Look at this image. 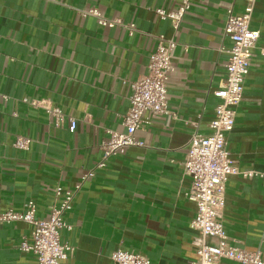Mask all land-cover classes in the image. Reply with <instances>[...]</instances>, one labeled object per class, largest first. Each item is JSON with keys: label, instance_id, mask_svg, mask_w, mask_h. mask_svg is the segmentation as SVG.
I'll return each mask as SVG.
<instances>
[{"label": "crops", "instance_id": "crops-1", "mask_svg": "<svg viewBox=\"0 0 264 264\" xmlns=\"http://www.w3.org/2000/svg\"><path fill=\"white\" fill-rule=\"evenodd\" d=\"M181 3L0 0V213L22 212L33 200L37 218L47 219L56 189H73L96 169L110 132H126L131 84L147 74L157 37L176 42L168 101L177 119L153 118L136 134L144 147L111 158L82 185L64 216L72 230L62 231V242L75 252L63 264H114L117 250L143 254L151 264L197 259L191 227L197 208L186 197L192 180L183 163L194 131L212 133L220 102L214 91L227 77L233 47L225 36L227 11L242 15L247 0H192L175 31L156 11H176ZM92 8L135 25L136 32L130 36L124 27L82 16ZM250 27L261 37L228 138L239 173L228 177L221 221L233 246L264 256V0L256 2ZM50 108L75 118V132L68 125L55 128ZM19 136L32 140L30 150L14 147ZM249 171L259 176L244 178ZM32 231L25 222L0 226V264H36L19 249Z\"/></svg>", "mask_w": 264, "mask_h": 264}, {"label": "built area", "instance_id": "built-area-1", "mask_svg": "<svg viewBox=\"0 0 264 264\" xmlns=\"http://www.w3.org/2000/svg\"><path fill=\"white\" fill-rule=\"evenodd\" d=\"M257 1L247 0L242 15H236L232 8L227 11L225 36L233 42V47L229 51L230 58L226 65L227 77L219 89L214 91L220 102L210 125L212 133L204 136L194 131L183 163L186 175L192 180L186 197L197 208L196 217L191 224L196 233L193 246L197 259L191 264H221L224 260L235 264H264L261 252H251L233 246L221 221L226 206L228 177L239 173L235 162L230 158L228 138L236 125L237 109L243 100L245 81L251 71L253 51L261 37L259 31L250 27ZM191 7L192 0H182L176 11L159 9L156 13L161 20L169 21L172 28L178 31ZM82 16L94 17L103 27H124L130 36L136 32L135 25L105 18L96 8L83 12ZM157 42V48L150 56L147 74L131 84V106L123 122L126 132H110V138L102 141L100 145L102 156L96 169L85 173L80 183L73 189L64 190L62 187L56 189V204L47 219L37 218V205L33 200L25 204L22 212L10 210L0 213V226L13 222H25L33 226L31 237L24 238L19 249L32 254L36 264H63L75 252L73 246L62 242L61 233L64 230H72L64 216L73 210L75 198L80 193L82 185L94 177L97 170L105 169L111 158L124 154L130 147H144L145 144L137 139L136 134L143 126L150 125L153 118L164 115L177 119V114L171 110L168 101L176 42L164 35L158 36ZM260 53L264 57V47L260 49ZM24 102L28 103L29 100L26 99ZM31 105L38 108L37 102ZM48 115L55 128L68 125L71 132L77 129V120L65 115L60 109L50 108ZM14 116L17 117V114ZM31 143L30 138L19 136L14 147L28 151ZM243 176L252 179L259 174L249 171L244 172ZM112 260L114 264H151L147 256L123 250L114 252Z\"/></svg>", "mask_w": 264, "mask_h": 264}]
</instances>
